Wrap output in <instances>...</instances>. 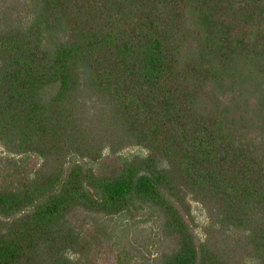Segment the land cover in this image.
Masks as SVG:
<instances>
[{"label": "trees", "instance_id": "obj_1", "mask_svg": "<svg viewBox=\"0 0 264 264\" xmlns=\"http://www.w3.org/2000/svg\"><path fill=\"white\" fill-rule=\"evenodd\" d=\"M0 144V264H74L73 214L147 208L163 264H264V0H0Z\"/></svg>", "mask_w": 264, "mask_h": 264}, {"label": "rangeland", "instance_id": "obj_2", "mask_svg": "<svg viewBox=\"0 0 264 264\" xmlns=\"http://www.w3.org/2000/svg\"><path fill=\"white\" fill-rule=\"evenodd\" d=\"M147 153L140 147H130L118 153V156L143 157ZM108 155L105 150L103 156ZM17 156L6 151L0 144V188L7 186L18 174L15 173L11 159ZM22 166L28 167L40 163L32 155L19 156ZM106 163L96 166L106 170ZM189 230L199 240L205 238V227L209 223L206 210L197 202L189 200ZM161 214L147 208L134 218L128 214L105 217L87 212H77L71 217L72 227L81 235L85 247L77 252L70 251L69 259L74 264H163L166 255L174 249L173 242L164 231ZM243 264H257V261Z\"/></svg>", "mask_w": 264, "mask_h": 264}]
</instances>
